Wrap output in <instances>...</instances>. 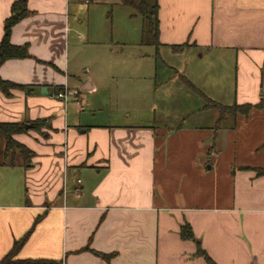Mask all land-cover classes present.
<instances>
[{
	"label": "crops",
	"instance_id": "1",
	"mask_svg": "<svg viewBox=\"0 0 264 264\" xmlns=\"http://www.w3.org/2000/svg\"><path fill=\"white\" fill-rule=\"evenodd\" d=\"M15 1L0 0V41ZM24 1L30 14L10 42L31 58L4 62L0 78L28 89L0 92V122L46 124L13 136L33 152L29 164L0 166L13 190L0 192V259L26 236L17 261L207 264L180 238L188 224L215 264H261L264 109L217 127L218 110L203 108L196 91L222 106L264 98V0H157L159 45L145 44L153 53L124 72L141 86L133 96L111 90L120 77L113 65L80 55L83 44L113 42L97 7L77 5L99 0ZM100 92L116 102L97 117L106 122L93 121ZM137 95L142 105L132 103ZM156 97L178 126L158 121Z\"/></svg>",
	"mask_w": 264,
	"mask_h": 264
},
{
	"label": "trees",
	"instance_id": "2",
	"mask_svg": "<svg viewBox=\"0 0 264 264\" xmlns=\"http://www.w3.org/2000/svg\"><path fill=\"white\" fill-rule=\"evenodd\" d=\"M121 4L125 6H130L136 10V13L141 17L143 22V33L147 35L148 43L154 47L159 45L158 36H159V20H158V4L157 0H153L152 3L149 0H137V2L122 0ZM30 14L27 9L26 2L24 0L15 1L11 5L10 16L4 21L3 24V36L0 41V66L12 59H26L31 58L28 53L26 45H13L10 42V35L13 26H15L19 21L24 19ZM191 89H193L190 86ZM21 89L27 90L28 87L14 84L12 82L3 80L0 78V92L5 97L11 96V90ZM61 91V90H59ZM204 99L205 109L215 108L219 112V117L217 119V127L220 126V123L226 119V117L234 118L237 115L247 116L248 113L252 110H262L264 109V98L260 95L259 101L256 104H242L237 105L233 104L232 106H222L219 103H216L208 98H205L201 93L196 91ZM30 123H1L0 122V141L3 142V152H2V161H0V166L13 167L16 165L26 166L29 164L30 159L34 156L33 152L30 151L26 146L17 142L13 136L18 134H23L28 130L25 129V125ZM34 126V130H39L46 123L33 122L31 123ZM16 151L19 152V157L22 162H18L16 157ZM257 176L264 177V170L257 169L255 170ZM180 238L185 241H192L195 243L196 252L195 254L205 260L207 264H215L207 253L201 248L199 241L194 238L191 227L188 224H184L180 227ZM23 237L20 241L15 242L12 249L0 259V264H35L36 261H17L14 259L18 249L24 242Z\"/></svg>",
	"mask_w": 264,
	"mask_h": 264
},
{
	"label": "rangeland",
	"instance_id": "3",
	"mask_svg": "<svg viewBox=\"0 0 264 264\" xmlns=\"http://www.w3.org/2000/svg\"><path fill=\"white\" fill-rule=\"evenodd\" d=\"M122 0H99L98 2H101V4H97V5H87V4H77L80 6V8H83L84 10L90 7H97L94 9H98L97 10V15H98V20L99 21H104L106 20V22L109 25V33L111 32L110 37L113 38V42H109L108 44H83L80 47V55L83 57V61L85 62V56L86 54H88V61H91L92 64H95L96 62L94 61V58H98V62L100 65H113L115 67V69H117L116 71L120 74H118L119 78H116V81L113 83L111 90L112 89H118L119 87L122 88V90H125L126 93H124L127 96V93H129V95L133 96V90H139V88H141L140 85H135V89H133L131 87V85L128 84V80L125 77L124 78V72H127L129 70H133L134 68H136V65H138L139 59H138V55L143 53V52H148L153 53V51L151 52V48L146 47L145 44L150 45L148 42V36L145 35L143 33V28H142V20L141 17L136 13V10L131 8L130 6H119L120 2ZM127 1H131V0H127ZM133 2H137V0H132ZM151 0H149L150 2ZM151 3V2H150ZM91 9V8H90ZM93 9V8H92ZM94 11V10H93ZM131 16V17H130ZM136 16V17H133ZM101 18V19H99ZM95 20L97 21V19H93V21L95 22ZM107 25V26H108ZM113 25V29H110V26ZM140 39H142L143 41V45L144 46H140V45H136L140 42ZM136 43V44H135ZM166 54L168 53H162L164 60L167 62L166 60ZM169 55V54H168ZM105 59H100V57H104ZM86 63L85 68H89L90 66V62ZM159 72L161 73L162 71H165V69L163 68V66L160 64L159 65ZM126 74V73H125ZM158 80H161L162 75H160L158 73ZM137 80V79H136ZM139 87V88H138ZM143 90V87L142 89ZM140 90V91H141ZM128 91V92H127ZM142 92V91H141ZM128 96V97H131ZM138 96V95H137ZM114 99V96L112 97ZM96 101H99L98 104L101 107V111L99 113V116H96V118H93V121L95 120V122H106V120L103 121H99L98 118L104 116H108V113L110 112V109L114 110L115 109V105L116 102L111 101V99H109V95L107 93H102L100 92L98 94V97L94 98ZM198 101H200L199 99H197ZM128 101V100H127ZM136 101H139L142 105V98H140L139 96L137 98H134L132 100L133 104H136ZM161 99L159 97H156V102L159 106V110H157L156 116L158 118V121L161 120V122H165V124H167L168 126H178L180 124V120L176 121L174 119V117H172L171 113H169V119H167L166 121L163 119V116H165V111H162L160 108L162 107V102H160ZM201 103V102H200ZM115 104V105H114ZM123 104H120V107H122ZM169 112H173L172 110ZM123 116V115H122ZM133 118V115H130ZM98 117V118H97ZM119 117V116H117ZM143 118V117H142ZM208 118V117H207ZM143 120V119H142ZM119 122H122L121 120H117ZM157 121V123L159 124V122ZM183 122H186V126L190 125V124H195L196 122H194V118L191 119V121H187V120H183ZM198 122V121H197ZM197 124V123H196ZM3 142L0 141V161H2V152H3ZM16 157L18 158V162H22V160L19 157V152L16 151ZM207 167H205L206 169ZM6 180V179H5ZM10 185H8L6 182H4L2 180V176L0 175V192L4 191V192H12L9 189ZM264 258V257H263ZM261 259L260 262L261 264H264V259Z\"/></svg>",
	"mask_w": 264,
	"mask_h": 264
},
{
	"label": "built area",
	"instance_id": "4",
	"mask_svg": "<svg viewBox=\"0 0 264 264\" xmlns=\"http://www.w3.org/2000/svg\"><path fill=\"white\" fill-rule=\"evenodd\" d=\"M54 96L57 98V99H60V100H62L63 102H67V95H65V93H63V92H56L55 94H54Z\"/></svg>",
	"mask_w": 264,
	"mask_h": 264
},
{
	"label": "water",
	"instance_id": "5",
	"mask_svg": "<svg viewBox=\"0 0 264 264\" xmlns=\"http://www.w3.org/2000/svg\"><path fill=\"white\" fill-rule=\"evenodd\" d=\"M42 92H43V93H46V89H45V88L42 89ZM31 128H33V124H26V125H25V129L29 130V129H31Z\"/></svg>",
	"mask_w": 264,
	"mask_h": 264
}]
</instances>
